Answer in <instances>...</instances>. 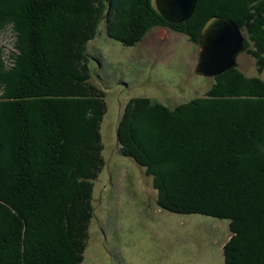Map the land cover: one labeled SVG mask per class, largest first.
Returning <instances> with one entry per match:
<instances>
[{
  "label": "trees",
  "instance_id": "obj_1",
  "mask_svg": "<svg viewBox=\"0 0 264 264\" xmlns=\"http://www.w3.org/2000/svg\"><path fill=\"white\" fill-rule=\"evenodd\" d=\"M99 3L102 12L95 14L83 0H0V33L17 37L7 55L0 45V264L81 263L94 180L105 166L106 108L103 94L95 93L100 89L88 83L89 60L77 64L80 42L90 36H80L75 24L85 14L86 24L98 14L105 22L110 3ZM254 3L263 11L255 21L260 30L264 0H213L201 24L221 16L239 26L244 15L240 26L248 28ZM133 6L130 19L114 14L108 38L131 46L165 24L153 0ZM262 38L256 47L264 53ZM225 75L213 78L206 96L177 107L146 98L122 107L115 139L123 156L149 172L159 209L228 221L224 264H264V81L236 67ZM154 135L170 154L154 146ZM164 159L173 162L170 168L162 169ZM173 173L187 193L175 191ZM247 252L249 259L255 252L251 261Z\"/></svg>",
  "mask_w": 264,
  "mask_h": 264
},
{
  "label": "rangeland",
  "instance_id": "obj_2",
  "mask_svg": "<svg viewBox=\"0 0 264 264\" xmlns=\"http://www.w3.org/2000/svg\"><path fill=\"white\" fill-rule=\"evenodd\" d=\"M83 1L95 14L98 9L102 12L101 0ZM212 1L197 0L192 15L181 23H169L159 14L165 24L152 27L141 41L131 46L108 38L107 30L114 14L123 12L124 18L130 19L134 0H109L110 13L105 22L100 21L98 14L92 25L86 24L82 20L87 18L85 14L75 24L80 36H90L89 41L80 42L77 64L83 68L88 62L85 58L89 60L91 79L88 83L102 91L96 89L95 93L103 94L100 99L106 108L100 125L105 166L94 180L90 204L93 218L88 223L87 245L80 252L81 264H224L222 248L231 237L228 221L159 209L149 172L123 156L114 134L122 107L129 109L136 100L146 98L152 105L177 107L206 96L216 83L213 78L218 80L220 77L218 82L225 80V73L235 67L251 80L264 81V53L256 47V42L262 41L264 36L263 26L259 30L255 24L263 12L259 3H254L256 11L249 13L253 22L247 24L248 28L241 27L246 16L238 18L242 22L238 27L243 34V46L234 65L214 77L194 74L201 22L208 15L205 6ZM197 3L199 7H196ZM257 33H261V37ZM16 38L10 30L0 33V45L6 55L14 47ZM94 101H91L92 105ZM93 110L98 111L96 106ZM154 139V146H163L171 153L158 136ZM170 163H173L170 159H164L162 169ZM179 177L175 173L171 177L175 191L187 193L184 183L178 184ZM240 245L234 247L236 255H239Z\"/></svg>",
  "mask_w": 264,
  "mask_h": 264
},
{
  "label": "water",
  "instance_id": "obj_3",
  "mask_svg": "<svg viewBox=\"0 0 264 264\" xmlns=\"http://www.w3.org/2000/svg\"><path fill=\"white\" fill-rule=\"evenodd\" d=\"M161 17L169 23H181L193 13L197 0H154ZM240 28L225 17H210L201 27L197 45L199 53L194 74L214 77L229 68L242 50Z\"/></svg>",
  "mask_w": 264,
  "mask_h": 264
},
{
  "label": "bare ground",
  "instance_id": "obj_4",
  "mask_svg": "<svg viewBox=\"0 0 264 264\" xmlns=\"http://www.w3.org/2000/svg\"><path fill=\"white\" fill-rule=\"evenodd\" d=\"M7 93H8V92H7ZM240 100H241V99H240ZM4 102H5V101H4ZM24 118H25V117H24ZM171 162H172V161H171ZM257 249H258V248H257ZM251 250H252V249H251ZM252 251H253V250H252ZM249 252H250V250H249ZM249 252H247V254H245V255H246V259L251 261V260H252V256L254 255L255 252L252 253L253 255L251 256V259L247 258V257H250V256H249V254H250ZM244 253H245V252H244ZM250 255H251V254H250Z\"/></svg>",
  "mask_w": 264,
  "mask_h": 264
}]
</instances>
